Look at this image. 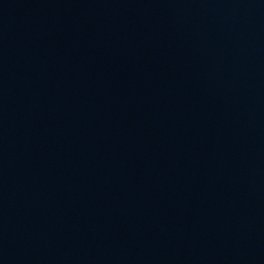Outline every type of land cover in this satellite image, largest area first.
<instances>
[{
	"label": "water",
	"instance_id": "obj_1",
	"mask_svg": "<svg viewBox=\"0 0 264 264\" xmlns=\"http://www.w3.org/2000/svg\"><path fill=\"white\" fill-rule=\"evenodd\" d=\"M0 264H264V0H0Z\"/></svg>",
	"mask_w": 264,
	"mask_h": 264
}]
</instances>
